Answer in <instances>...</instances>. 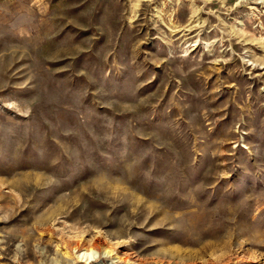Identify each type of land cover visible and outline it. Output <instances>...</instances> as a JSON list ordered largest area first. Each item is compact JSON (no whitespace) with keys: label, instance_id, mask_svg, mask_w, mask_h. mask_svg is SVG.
Returning <instances> with one entry per match:
<instances>
[{"label":"rangeland","instance_id":"374dc122","mask_svg":"<svg viewBox=\"0 0 264 264\" xmlns=\"http://www.w3.org/2000/svg\"><path fill=\"white\" fill-rule=\"evenodd\" d=\"M0 264H264V0H0Z\"/></svg>","mask_w":264,"mask_h":264},{"label":"bare ground","instance_id":"6f19581e","mask_svg":"<svg viewBox=\"0 0 264 264\" xmlns=\"http://www.w3.org/2000/svg\"><path fill=\"white\" fill-rule=\"evenodd\" d=\"M107 253H109V250L106 249L105 251L102 252L103 255H106ZM81 255H85L87 256V258H96L99 256V252L97 250L94 249H90V250H84Z\"/></svg>","mask_w":264,"mask_h":264}]
</instances>
